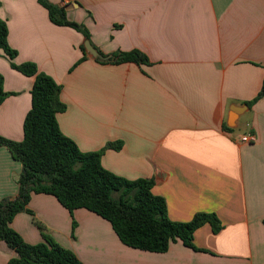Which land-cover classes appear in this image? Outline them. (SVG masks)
Returning a JSON list of instances; mask_svg holds the SVG:
<instances>
[{
    "label": "crops",
    "instance_id": "0c3cea01",
    "mask_svg": "<svg viewBox=\"0 0 264 264\" xmlns=\"http://www.w3.org/2000/svg\"><path fill=\"white\" fill-rule=\"evenodd\" d=\"M17 64L34 62L62 86V132L84 153L102 152L105 169L129 180L153 179L169 218L190 222L215 213L223 228L195 233L166 253L126 246L111 223L85 208L72 215L56 197L33 194L12 227L29 244L45 233L84 264H264V0H48L68 7L93 44L110 56L139 50L148 64L85 60L84 36L51 21L38 0H0ZM11 93L0 105V136L23 141L35 79L0 55ZM234 106L237 128L227 131ZM247 129L239 132L241 120ZM253 132L254 143L241 138ZM23 165L0 147V202L19 195ZM77 223L74 230L73 224ZM16 252L0 242V264Z\"/></svg>",
    "mask_w": 264,
    "mask_h": 264
},
{
    "label": "trees",
    "instance_id": "16d2710c",
    "mask_svg": "<svg viewBox=\"0 0 264 264\" xmlns=\"http://www.w3.org/2000/svg\"><path fill=\"white\" fill-rule=\"evenodd\" d=\"M38 2L48 10L54 24L71 27L81 33L85 41L89 40L104 62L149 63L148 57L139 50L103 55L93 44L89 29L69 20L66 7L48 0ZM1 5L0 1V8ZM81 50L83 61L88 53L84 45ZM0 55L8 58L13 69L35 79L31 90L32 107L24 121L23 141L0 136V147L8 148L23 165L19 195L0 202V242H5L17 254L8 264H84L73 251L45 233V227L40 223L37 225L43 231L44 241L38 244L27 243L12 227L18 214L28 212L33 215L28 208L33 194L56 197L72 215L81 208L94 212L111 223L123 244L153 253H166L171 244L179 240L186 247L199 251L195 245L197 230L207 224L214 233L222 230V222L215 213H198L186 223L172 221L165 198L153 192V179L129 180L105 169L102 152L120 150V142L108 144L101 152H82L59 125L58 115L67 109L61 98L62 86L50 75L39 71L36 63H16L18 52L9 44L8 23L1 17ZM4 83V77L0 75V105L11 95L5 91ZM263 97L264 83L259 95L247 103L249 108ZM225 129L233 130L228 126ZM76 226L74 222V230Z\"/></svg>",
    "mask_w": 264,
    "mask_h": 264
},
{
    "label": "water",
    "instance_id": "95a60500",
    "mask_svg": "<svg viewBox=\"0 0 264 264\" xmlns=\"http://www.w3.org/2000/svg\"><path fill=\"white\" fill-rule=\"evenodd\" d=\"M72 7L71 6H68L66 7V10L68 9H71ZM84 46L87 50V52L94 58H103L101 56V54L98 52V50L92 45V43L87 40L85 41L84 43ZM240 108L242 107H237V106H234L233 108H231V112H230V115H229V122H228V127L231 128V129H236L237 128V121L239 120V117H240ZM245 108H249L248 105L245 106Z\"/></svg>",
    "mask_w": 264,
    "mask_h": 264
},
{
    "label": "built area",
    "instance_id": "2783aa9c",
    "mask_svg": "<svg viewBox=\"0 0 264 264\" xmlns=\"http://www.w3.org/2000/svg\"><path fill=\"white\" fill-rule=\"evenodd\" d=\"M257 140V135L253 132H249L241 138L243 143H254Z\"/></svg>",
    "mask_w": 264,
    "mask_h": 264
},
{
    "label": "rangeland",
    "instance_id": "374dc122",
    "mask_svg": "<svg viewBox=\"0 0 264 264\" xmlns=\"http://www.w3.org/2000/svg\"><path fill=\"white\" fill-rule=\"evenodd\" d=\"M246 119L245 118H243L242 120H241V127H240V129H239V132H243V131H245L246 129H247V127H246Z\"/></svg>",
    "mask_w": 264,
    "mask_h": 264
}]
</instances>
